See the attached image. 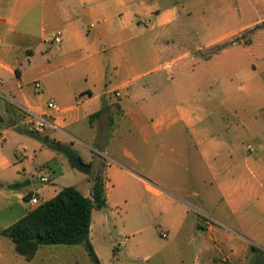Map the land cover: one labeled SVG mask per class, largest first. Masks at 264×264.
<instances>
[{"label":"crops","instance_id":"crops-1","mask_svg":"<svg viewBox=\"0 0 264 264\" xmlns=\"http://www.w3.org/2000/svg\"><path fill=\"white\" fill-rule=\"evenodd\" d=\"M24 109L49 117L43 134ZM242 135L257 142L246 154ZM44 138L106 160L100 210L117 187L134 198L143 187L164 213L162 235L177 242L165 254L140 239L131 261L184 262L181 243L196 249L190 213L203 208L210 238L193 264H248L251 242L264 244V0H0V231L36 208L32 197L41 204L69 187L57 184L77 169ZM142 157L154 162L152 186L134 170ZM78 190L91 198L93 182ZM100 210L93 248L101 264H127L96 246ZM84 247L41 246L28 261L0 235V263L92 264Z\"/></svg>","mask_w":264,"mask_h":264},{"label":"rangeland","instance_id":"rangeland-1","mask_svg":"<svg viewBox=\"0 0 264 264\" xmlns=\"http://www.w3.org/2000/svg\"><path fill=\"white\" fill-rule=\"evenodd\" d=\"M218 31H221L216 26V35ZM245 35V34H244ZM208 37L205 38L207 41ZM247 38H244L246 41ZM204 54V53H202ZM201 54H195V57H199ZM237 60H242L244 63H247L252 68H257L258 71H261V65L259 62H256L254 58L250 57L248 52H237ZM241 57V58H240ZM237 98L241 97L239 89L233 93ZM205 110L215 109L216 102L211 104H206ZM221 109V107L219 108ZM239 143H241L243 153H247V147L249 145L256 146L257 142L252 139L249 135H242L239 138ZM141 143V142H140ZM143 150L140 149V152L143 156ZM86 162H93V172L94 174L102 173V165L106 163V160L99 154L93 153L91 158L84 159ZM100 165V168L96 166ZM130 166V165H128ZM154 162L150 161L148 158L142 157V164L140 167L135 168L134 170L141 173L145 176L146 181L152 186L153 182L148 177V171L150 168L155 169ZM131 167V166H130ZM98 170V171H97ZM141 171V172H140ZM91 179L88 175L81 173L78 170L71 171L70 174L62 178L57 185L59 186H71L74 185L78 187L77 189L84 190V187H91ZM193 186V185H191ZM138 195L134 198L129 192H124L118 187L115 190L111 191L112 200L111 206L108 209L97 211L96 214H99L105 218V222L99 229H94L93 239L96 243V246L100 247L103 252H107L110 256L115 259L117 256H121L127 260V264H165L159 263L160 256L154 258L151 262H133L129 259L128 254L131 249L138 245L140 239H146L147 243H153V245L158 248L161 247L163 253L170 252L173 241L177 242V239L174 240L172 233L169 234L168 238L164 237L162 234L167 233V228L165 227L166 219L165 215L161 211H155L152 204L151 195L144 190L143 187L138 188ZM194 190V189H193ZM194 211H191L190 216L192 221V226L190 228L189 234L186 235L187 241H193L192 246H196V249L193 250V247L190 248V252L186 251V246L184 243H181L180 251L185 250V253H179L182 261L180 264H193L195 256L198 253V246L205 239H209V234H202L203 230H207L206 220L210 219L209 213L205 210L194 208ZM196 212V213H195ZM213 224H216L213 222ZM142 228V231L137 232ZM252 248L249 257L248 264H264V244H258L257 242L252 241ZM253 247L257 250H253ZM85 248V247H84ZM106 249V250H105ZM172 253V252H171ZM174 253V251H173ZM69 260H62L59 262H53L55 264H67ZM15 263V262H13ZM1 264V263H0ZM172 264H175L172 262ZM229 264V263H228Z\"/></svg>","mask_w":264,"mask_h":264},{"label":"trees","instance_id":"trees-1","mask_svg":"<svg viewBox=\"0 0 264 264\" xmlns=\"http://www.w3.org/2000/svg\"><path fill=\"white\" fill-rule=\"evenodd\" d=\"M239 41L237 39L234 42ZM228 45L217 46L210 55L218 53ZM99 115L97 113L91 119ZM42 141L64 154L73 168L90 177L93 182L92 197L84 196L74 186L65 187L53 199L41 203L17 223L0 231V235L12 240L17 253L28 261L35 257L41 246L83 244L92 264H101L90 241V233L93 211L108 205L104 176L101 172L95 175L94 164L84 161L70 146L46 138ZM253 250L257 248L253 247Z\"/></svg>","mask_w":264,"mask_h":264},{"label":"built area","instance_id":"built-area-1","mask_svg":"<svg viewBox=\"0 0 264 264\" xmlns=\"http://www.w3.org/2000/svg\"><path fill=\"white\" fill-rule=\"evenodd\" d=\"M60 40H61L60 36H56L54 38V41L57 42V43H59ZM35 87L37 89H41V84L40 83H36ZM48 107L50 109H56V105H55V103L53 101H51L48 104ZM24 112H25L26 116L32 122L31 131L36 133V134H43L45 129H46V127L50 124L49 117H47V116H39V115H37V114H35V113H33V112L29 111V110H26V109H24ZM248 149L249 150H253V147L252 146H248ZM41 179H45V178H43V176H41ZM30 202H31L32 206H34V207H37V206L40 205V202H39L37 197H32L30 199Z\"/></svg>","mask_w":264,"mask_h":264}]
</instances>
